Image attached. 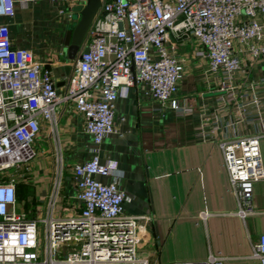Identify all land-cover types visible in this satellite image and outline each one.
<instances>
[{"label":"built area","instance_id":"2783aa9c","mask_svg":"<svg viewBox=\"0 0 264 264\" xmlns=\"http://www.w3.org/2000/svg\"><path fill=\"white\" fill-rule=\"evenodd\" d=\"M14 12L15 0H0V16ZM170 34L199 42L195 54L205 57L208 71L217 76L223 93L211 111L213 124L221 123L218 110L230 108L236 118L226 125L244 122L251 128L221 141L220 147L237 197L235 213L245 220L258 212L252 191L254 181L264 177V75L245 79L239 72L240 53H264V0H101L61 85L29 47L13 44L8 22L0 21V264L148 263L137 255L143 236L139 217L124 214L126 192L113 172L115 165L101 161L99 145L118 131L117 98L132 88L155 111L183 114L190 109L178 93L183 70L166 44ZM68 102L83 116L84 130L93 141L89 158L73 164L81 209L76 215H54L62 180L59 167L45 213L30 216L17 208L18 182L35 155L32 144L41 120L54 127L57 109ZM251 255L264 264V232L253 242ZM223 260V254L209 252L203 259L160 264Z\"/></svg>","mask_w":264,"mask_h":264},{"label":"crops","instance_id":"0c3cea01","mask_svg":"<svg viewBox=\"0 0 264 264\" xmlns=\"http://www.w3.org/2000/svg\"><path fill=\"white\" fill-rule=\"evenodd\" d=\"M80 3L15 0L14 14L0 16V21L9 24L13 44L29 47L35 60L51 68L60 82L57 85L64 82L75 60L68 58L62 39L76 21L72 8ZM60 7L66 11L60 12ZM166 44L181 60L178 93L190 109L183 114L173 109L155 111L147 98L132 88L117 98L118 131L99 145L101 161L115 165L113 172L126 192L124 214L139 217L143 236L137 255L146 258L147 264H160L203 259L214 252L224 255V264H261L251 254L253 242L264 232V177L253 183L252 200L258 212L243 220L235 213L237 197L220 147L221 141L246 134L251 128L244 122L226 125L236 118L230 108L218 110L221 123L213 124L211 111L223 91L217 86V76L208 71L206 58L195 54L199 42L170 34ZM240 59L239 73L245 79L264 75V53L257 57L240 53ZM57 118L55 128L41 120L32 144L35 155L24 166L21 179L28 187L26 201L34 204L39 216L45 213L59 167L62 180L54 215H76L82 206L76 197L73 164L89 158L92 136L84 130L83 116L72 102L57 109ZM203 132L206 137L201 138ZM260 148L264 171V134ZM20 201L17 208L24 210L26 201ZM201 212L206 216L201 217Z\"/></svg>","mask_w":264,"mask_h":264},{"label":"water","instance_id":"95a60500","mask_svg":"<svg viewBox=\"0 0 264 264\" xmlns=\"http://www.w3.org/2000/svg\"><path fill=\"white\" fill-rule=\"evenodd\" d=\"M100 3L101 0H85L84 3H80L72 8L76 21L73 26L65 30L62 39L68 58L74 59L76 57ZM57 84H60V82H57Z\"/></svg>","mask_w":264,"mask_h":264},{"label":"rangeland","instance_id":"374dc122","mask_svg":"<svg viewBox=\"0 0 264 264\" xmlns=\"http://www.w3.org/2000/svg\"><path fill=\"white\" fill-rule=\"evenodd\" d=\"M23 181L22 180H20L19 181V185H20V188L22 189V188H24V186H23ZM27 186V185H26ZM24 190H25V188H24ZM28 190V187H27V189H26V191ZM26 198H27V194H26V192H24V194H22L21 195V197L19 198V200H21V201H26ZM20 201V202H21ZM24 210L29 214V215H36L35 214V212H34V204L33 203H30L29 201H26V203L24 204ZM33 212H34V214H33ZM41 214V213H40ZM40 214H37L38 216L40 215ZM41 229H42V227H41Z\"/></svg>","mask_w":264,"mask_h":264},{"label":"trees","instance_id":"16d2710c","mask_svg":"<svg viewBox=\"0 0 264 264\" xmlns=\"http://www.w3.org/2000/svg\"><path fill=\"white\" fill-rule=\"evenodd\" d=\"M23 186H24L25 190H24V188L21 189V188H20V185L18 184V187H17V199H18V200H19V198L21 197V195L24 194V192H26V194H27V192H28V190L26 191L27 186H26L25 183H23Z\"/></svg>","mask_w":264,"mask_h":264}]
</instances>
